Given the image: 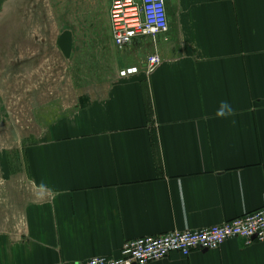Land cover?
Wrapping results in <instances>:
<instances>
[{"label":"crops","instance_id":"0c3cea01","mask_svg":"<svg viewBox=\"0 0 264 264\" xmlns=\"http://www.w3.org/2000/svg\"><path fill=\"white\" fill-rule=\"evenodd\" d=\"M166 6L168 32L134 40L126 62L158 51L163 63L149 76L118 70L105 96L26 148L8 222L0 208V264L116 257L129 239L264 206V0ZM143 41L152 51H136ZM146 264H264V241L231 238Z\"/></svg>","mask_w":264,"mask_h":264},{"label":"rangeland","instance_id":"374dc122","mask_svg":"<svg viewBox=\"0 0 264 264\" xmlns=\"http://www.w3.org/2000/svg\"><path fill=\"white\" fill-rule=\"evenodd\" d=\"M111 1L0 0L1 222L16 208L8 196L27 178L26 148L59 116L105 96L135 55L112 41Z\"/></svg>","mask_w":264,"mask_h":264},{"label":"built area","instance_id":"2783aa9c","mask_svg":"<svg viewBox=\"0 0 264 264\" xmlns=\"http://www.w3.org/2000/svg\"><path fill=\"white\" fill-rule=\"evenodd\" d=\"M168 30L166 0L111 1L110 32L116 46L125 48L140 37H149L157 43L158 38ZM162 63L160 53L155 51L140 64L122 67L118 75L119 78H128L143 70L149 76ZM231 238H241L246 243L264 241V206L220 224L129 239L116 257L100 255L82 261L54 264H146L165 258L172 252L189 256L196 249H217Z\"/></svg>","mask_w":264,"mask_h":264},{"label":"clouds","instance_id":"9594fccd","mask_svg":"<svg viewBox=\"0 0 264 264\" xmlns=\"http://www.w3.org/2000/svg\"><path fill=\"white\" fill-rule=\"evenodd\" d=\"M220 114H223V113H220Z\"/></svg>","mask_w":264,"mask_h":264}]
</instances>
